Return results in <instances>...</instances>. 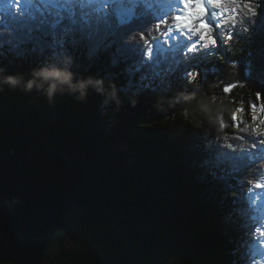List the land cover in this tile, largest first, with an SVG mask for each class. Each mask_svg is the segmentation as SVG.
I'll return each mask as SVG.
<instances>
[{"label": "trees", "instance_id": "trees-1", "mask_svg": "<svg viewBox=\"0 0 264 264\" xmlns=\"http://www.w3.org/2000/svg\"><path fill=\"white\" fill-rule=\"evenodd\" d=\"M107 2L97 55L69 43L41 63L45 43L23 57L5 49L2 60L5 74L28 79L71 57L78 78H102L106 90L51 103L35 89L0 90V166L50 180L79 208L82 239L46 264H264L250 240L264 225V188L254 187L264 184V144L231 128V113L264 93V0L250 32L238 25L239 39L224 42L221 28L216 48L192 52L194 37L161 40L148 3ZM30 23L52 34L49 22ZM190 72L199 73L193 83Z\"/></svg>", "mask_w": 264, "mask_h": 264}, {"label": "snow or ice", "instance_id": "snow-or-ice-1", "mask_svg": "<svg viewBox=\"0 0 264 264\" xmlns=\"http://www.w3.org/2000/svg\"><path fill=\"white\" fill-rule=\"evenodd\" d=\"M261 6V0H178L174 12L156 25V31L166 36L179 34L180 37H194L195 42L188 45L189 52L197 48H216V32L219 29H227V34L221 35L224 42L239 39L235 35L238 25L244 24L245 27L240 30L250 32L247 24L254 25ZM109 7L107 0H0V67L6 55L5 49L17 57H23L37 49L43 52L45 43L52 47L41 63L66 49L69 43H83L90 56L97 55L101 50L97 19ZM38 17L41 23H50L53 31L49 37L39 36L38 28L31 25L30 22L36 21ZM209 55L217 54L210 52ZM231 67L237 68L238 61L231 62ZM188 75L189 83H193L199 73L190 72ZM235 87V84L225 86L223 92L230 93ZM245 114L250 122L242 118ZM219 125L222 129L229 128L223 120H220ZM231 128L257 137L258 142L264 144V93L255 91L254 102L246 107L242 104L231 113ZM238 138L243 139V136ZM228 147H232L231 144ZM254 187L261 189L264 184L257 182ZM258 199L254 198L253 204ZM250 240L256 248H264V225L254 227ZM4 259L0 257V261ZM249 264H255L254 259Z\"/></svg>", "mask_w": 264, "mask_h": 264}, {"label": "water", "instance_id": "water-1", "mask_svg": "<svg viewBox=\"0 0 264 264\" xmlns=\"http://www.w3.org/2000/svg\"><path fill=\"white\" fill-rule=\"evenodd\" d=\"M82 239L77 202L50 180L0 166V264H46Z\"/></svg>", "mask_w": 264, "mask_h": 264}, {"label": "clouds", "instance_id": "clouds-1", "mask_svg": "<svg viewBox=\"0 0 264 264\" xmlns=\"http://www.w3.org/2000/svg\"><path fill=\"white\" fill-rule=\"evenodd\" d=\"M71 65V57H64L59 63L55 61L46 62L33 68L28 79H24L19 74H5V70L0 67V90L3 89L4 85L10 88L23 87L25 91L29 92L35 89L42 92L50 103L58 94L64 93L75 96L77 100H84L90 88L97 93H105L102 78H78L72 71ZM109 94L116 95L114 87Z\"/></svg>", "mask_w": 264, "mask_h": 264}, {"label": "rangeland", "instance_id": "rangeland-1", "mask_svg": "<svg viewBox=\"0 0 264 264\" xmlns=\"http://www.w3.org/2000/svg\"><path fill=\"white\" fill-rule=\"evenodd\" d=\"M107 1H109V0H107ZM157 1L160 3V5L163 9V11H162L164 14L163 17H165L166 15H167V17L170 16L174 12V11L172 12L171 10L176 9V7L178 5V0H176L171 6L169 4V1H165V0H157ZM102 2H103V0H102ZM168 10H170V12H168ZM122 13H125V11L122 10ZM177 36H179V34H174L173 37H177ZM167 38L169 41L172 40V37H170V36H167ZM210 51H212V49H210ZM74 242H75V240H73L72 243H74Z\"/></svg>", "mask_w": 264, "mask_h": 264}, {"label": "bare ground", "instance_id": "bare-ground-1", "mask_svg": "<svg viewBox=\"0 0 264 264\" xmlns=\"http://www.w3.org/2000/svg\"><path fill=\"white\" fill-rule=\"evenodd\" d=\"M151 2L159 3L157 0H149ZM168 1V0H167Z\"/></svg>", "mask_w": 264, "mask_h": 264}]
</instances>
